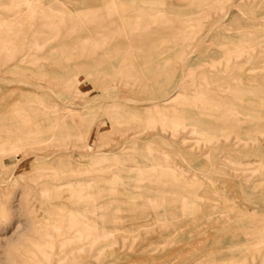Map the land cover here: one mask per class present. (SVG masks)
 I'll use <instances>...</instances> for the list:
<instances>
[{
    "label": "rangeland",
    "instance_id": "374dc122",
    "mask_svg": "<svg viewBox=\"0 0 264 264\" xmlns=\"http://www.w3.org/2000/svg\"><path fill=\"white\" fill-rule=\"evenodd\" d=\"M0 264H264V0H0Z\"/></svg>",
    "mask_w": 264,
    "mask_h": 264
}]
</instances>
